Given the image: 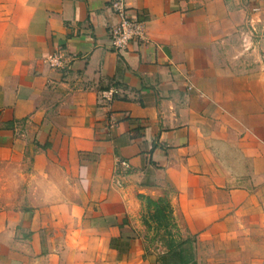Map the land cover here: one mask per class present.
Returning <instances> with one entry per match:
<instances>
[{
    "label": "crops",
    "instance_id": "1",
    "mask_svg": "<svg viewBox=\"0 0 264 264\" xmlns=\"http://www.w3.org/2000/svg\"><path fill=\"white\" fill-rule=\"evenodd\" d=\"M109 1L0 0V264H264V0Z\"/></svg>",
    "mask_w": 264,
    "mask_h": 264
},
{
    "label": "built area",
    "instance_id": "2",
    "mask_svg": "<svg viewBox=\"0 0 264 264\" xmlns=\"http://www.w3.org/2000/svg\"><path fill=\"white\" fill-rule=\"evenodd\" d=\"M109 6L116 18V24L108 31L109 41L113 51L122 53L132 43L144 41L143 24L129 15L127 0H110ZM67 56L63 52L53 54L48 60L49 68L54 70L63 69L68 64L67 62L65 63ZM115 93L114 89H109L103 94L109 97V101H112Z\"/></svg>",
    "mask_w": 264,
    "mask_h": 264
}]
</instances>
